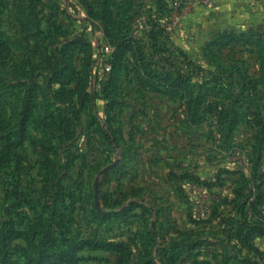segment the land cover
I'll return each mask as SVG.
<instances>
[{"label":"rangeland","instance_id":"rangeland-1","mask_svg":"<svg viewBox=\"0 0 264 264\" xmlns=\"http://www.w3.org/2000/svg\"><path fill=\"white\" fill-rule=\"evenodd\" d=\"M0 264H264V0H0Z\"/></svg>","mask_w":264,"mask_h":264},{"label":"water","instance_id":"water-1","mask_svg":"<svg viewBox=\"0 0 264 264\" xmlns=\"http://www.w3.org/2000/svg\"><path fill=\"white\" fill-rule=\"evenodd\" d=\"M116 165V163L112 164L111 166H108L107 168H105L104 170H102L101 172H99L95 184H94V193H95V204L98 206V197H99V190H98V183H99V177L101 174H103L104 172L110 170L111 168H113Z\"/></svg>","mask_w":264,"mask_h":264},{"label":"built area","instance_id":"built-area-1","mask_svg":"<svg viewBox=\"0 0 264 264\" xmlns=\"http://www.w3.org/2000/svg\"><path fill=\"white\" fill-rule=\"evenodd\" d=\"M202 4L210 5L211 0H199Z\"/></svg>","mask_w":264,"mask_h":264}]
</instances>
